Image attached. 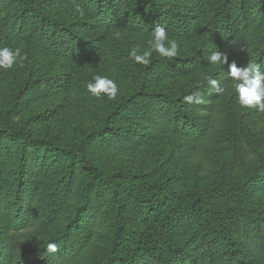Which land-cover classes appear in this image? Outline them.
Masks as SVG:
<instances>
[{"label":"trees","instance_id":"obj_1","mask_svg":"<svg viewBox=\"0 0 264 264\" xmlns=\"http://www.w3.org/2000/svg\"><path fill=\"white\" fill-rule=\"evenodd\" d=\"M75 1L103 25L147 30L160 25L168 31H180L188 23L204 27L218 42L213 51L226 54L238 67L259 63L264 71V0ZM2 2L0 47L8 41L2 28L9 27L14 40L37 43L49 53L71 59L90 54V41L70 24L43 15L31 0ZM28 11L39 16L30 28L23 25ZM193 93H199L204 102L186 103L184 97ZM216 96L203 86L174 98L162 96L151 103L157 104L155 112L128 117L138 128L122 129L115 137L132 145L142 137L139 127L149 124L150 136L182 133L192 143L215 140L219 133L212 124ZM226 121L233 129L226 127V135L219 136L229 142L230 159L222 162L217 151L202 147L203 156L210 160L212 182L185 195L142 175L104 173L90 159L97 146L90 145L88 151L87 140L78 147L60 146L54 140L32 137L27 128L3 125L0 142L5 138L7 143L0 146L10 156L14 171L13 177L6 178L8 189L0 193L8 234L0 241V264H139L145 259L147 264L260 262L264 259V208L256 206L252 188L264 181V140L246 135L232 114ZM32 149L44 155L42 165L50 159L51 181L40 190L25 174ZM43 217L45 233L40 238L32 235L22 246L17 239ZM192 231L202 245L201 258L190 254L183 240ZM49 243L57 245L56 253L47 251Z\"/></svg>","mask_w":264,"mask_h":264},{"label":"rangeland","instance_id":"obj_2","mask_svg":"<svg viewBox=\"0 0 264 264\" xmlns=\"http://www.w3.org/2000/svg\"><path fill=\"white\" fill-rule=\"evenodd\" d=\"M31 1L40 6L43 15L70 24L80 37L92 43L93 48L90 54L71 59L62 54L49 53L37 43L20 38L14 40L7 30L9 27L2 28L8 38L5 46L19 47L27 59L23 67L0 70V127L5 125L13 130L24 127L32 137L54 140L60 146L78 147L87 140L88 151L90 145L97 146V152L90 159L104 173L142 175L183 195L212 182L210 160L203 156L202 147L217 151L222 162L230 159L229 142L219 136L221 132L226 133V127L231 131L233 129L226 121L229 114L241 122L243 132L250 138L264 140V113L242 109L238 105L235 89L226 74L228 64L213 66L208 62L218 42L204 27H193L188 23L180 31L166 30L169 38L179 45L178 55L167 59L153 53L152 62L143 66L134 63L129 58V52L136 46L141 50L147 49L152 30L103 25L92 19L91 11L83 9L75 0ZM3 6L0 0V7ZM77 7L83 14L77 11ZM23 18V25L30 28L39 16L28 11ZM192 59L199 62L194 64ZM93 75L107 76L116 82L119 92L115 100L106 96L98 99L87 91L86 85ZM209 77L225 89L214 100L213 131L219 132L218 137L213 136L215 140L192 143L182 133L150 136L149 124L139 127L142 137L132 145L115 137L122 129L138 128L128 120L129 116L140 111L155 112L157 104L151 106L152 101L162 96L174 98L197 86L208 88ZM203 115L206 116V112ZM3 140L0 145L5 146L7 142L5 138ZM218 143L221 145L217 149ZM42 155L37 149H32L27 158L25 174L32 178L36 190L51 181L47 171L50 159L42 165ZM13 171L10 156L0 146V193L3 188L8 189L6 178L13 177ZM252 195L256 206L263 209L264 181L253 186ZM45 218L33 223L25 230V236L17 241L26 246L32 235L40 238L46 231ZM7 236L3 210L0 209V241ZM10 238L16 239L14 236ZM183 240L190 254L202 257V245L193 231L187 233ZM147 262L145 259L139 264ZM256 264H264V259Z\"/></svg>","mask_w":264,"mask_h":264},{"label":"clouds","instance_id":"obj_3","mask_svg":"<svg viewBox=\"0 0 264 264\" xmlns=\"http://www.w3.org/2000/svg\"><path fill=\"white\" fill-rule=\"evenodd\" d=\"M77 11L82 10L77 7ZM153 53L161 58L171 59L178 55L179 45L176 40L170 39L165 27L157 25L151 31L148 47L141 50L139 46L133 47L129 52V58L136 64L148 66L152 62ZM26 54L21 53L19 47H0V70H11L14 67H23ZM213 66L228 64L227 77L235 89L236 101L242 109H255L264 113V71L259 63H248L247 66L238 67L236 62H228L226 54L215 51L208 58ZM210 89L216 94H223L225 89L215 79L208 78ZM87 91L96 98L106 96L109 100H115L119 92L118 85L113 79L102 75H93L91 82L86 85ZM188 104H202L204 102L199 93H193L184 97ZM47 251L56 253L58 247L55 243L47 245Z\"/></svg>","mask_w":264,"mask_h":264}]
</instances>
